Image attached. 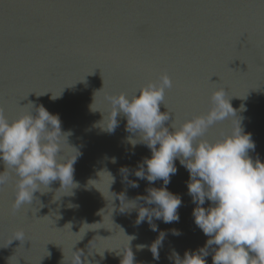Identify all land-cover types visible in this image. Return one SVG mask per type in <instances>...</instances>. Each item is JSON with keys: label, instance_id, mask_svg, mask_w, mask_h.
Masks as SVG:
<instances>
[{"label": "water", "instance_id": "95a60500", "mask_svg": "<svg viewBox=\"0 0 264 264\" xmlns=\"http://www.w3.org/2000/svg\"><path fill=\"white\" fill-rule=\"evenodd\" d=\"M162 72L173 81L160 108L171 113L166 124L206 113L223 88L237 117L206 138H221L240 119L255 143L249 155L264 162V0H0V108L11 121L42 105L65 134L58 160L80 153L74 188L56 180L15 213L17 178L0 186V264H76V250L89 264H122L131 251L134 264H174V251L183 258L205 246L179 159L166 186L182 200L179 222L153 217V231L147 219L136 223L139 207H155L137 198L164 186L135 176L151 150L128 142L134 134L122 114L114 132L103 129L113 110L106 97H134ZM161 232L157 260L150 246Z\"/></svg>", "mask_w": 264, "mask_h": 264}, {"label": "clouds", "instance_id": "9594fccd", "mask_svg": "<svg viewBox=\"0 0 264 264\" xmlns=\"http://www.w3.org/2000/svg\"><path fill=\"white\" fill-rule=\"evenodd\" d=\"M172 87L171 77L162 72L157 82L143 86L134 97L124 93L106 97L113 110L111 123L103 129L114 132L117 116L122 114L127 120L126 131L134 134L128 137V142L133 147L142 143L151 150L150 158H144L135 176L150 183L159 179L164 185L149 188L146 196L137 198L155 207H139L136 223L147 219L156 231L153 217L165 223L179 222L182 200L166 187L171 175L177 172L175 161L179 159L189 173L188 194L196 204L192 213L194 222L209 239L204 247L185 251L183 258L174 251V264H207L209 250L212 264H264V162L249 155L250 150H255L251 134L243 132L239 119L238 128L221 138H206L217 122L237 117L223 88L214 90L210 97L212 107L206 113L191 117L179 126L174 119L166 124L171 113L161 112L160 108L166 90ZM64 135L59 117L42 105L11 121L0 108V163L4 165L0 186L6 185L13 174L17 178L14 213L31 205L34 193L43 194L40 189L49 190L48 186L56 180L61 182L60 189L76 185L73 165L80 153L71 162L58 160ZM132 187L139 185L133 181ZM206 201L210 202L207 208ZM132 202L135 206L131 209L137 208L136 200ZM173 234L181 233L173 230ZM164 235L161 232L150 246L154 259H159ZM73 252L78 254L76 264L85 261L89 264L86 257L82 261V250ZM122 264H134L132 251Z\"/></svg>", "mask_w": 264, "mask_h": 264}]
</instances>
